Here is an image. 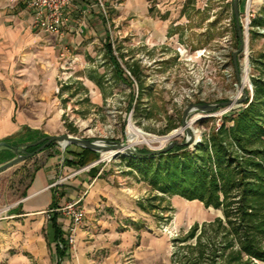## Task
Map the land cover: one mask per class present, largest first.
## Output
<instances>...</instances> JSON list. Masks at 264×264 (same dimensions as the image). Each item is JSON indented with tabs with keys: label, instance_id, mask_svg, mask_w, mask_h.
Masks as SVG:
<instances>
[{
	"label": "crops",
	"instance_id": "1",
	"mask_svg": "<svg viewBox=\"0 0 264 264\" xmlns=\"http://www.w3.org/2000/svg\"><path fill=\"white\" fill-rule=\"evenodd\" d=\"M105 1L108 17L97 0H71L54 34L36 28L25 5L0 0V166L3 158L13 160L66 131L62 80L69 69L63 65L81 58L87 44L105 43L113 12L112 24L128 21V30L146 33L148 45L164 39L150 0ZM66 157L56 143L0 173V264H173V247L145 223L142 201L102 176L107 165L94 175L97 162L75 169L65 165ZM77 201L86 216L72 232L61 209Z\"/></svg>",
	"mask_w": 264,
	"mask_h": 264
},
{
	"label": "rangeland",
	"instance_id": "2",
	"mask_svg": "<svg viewBox=\"0 0 264 264\" xmlns=\"http://www.w3.org/2000/svg\"><path fill=\"white\" fill-rule=\"evenodd\" d=\"M102 1L106 5V1ZM149 4L154 10L150 11V16L164 23L162 42L148 45L146 33L136 28L128 30L131 25L128 21L125 25L112 24L110 18L117 16L114 12L106 26L115 54L124 56L119 60L127 73L129 67L139 68L140 82L129 86L119 81L106 57L104 44H87L80 52L81 58L63 65L64 69H69L68 75L64 76L67 78L62 80L63 119L67 128L59 135H81L84 139L109 146L122 144L153 151L174 141L196 144L231 110L237 109L236 103L218 106L213 113L192 109L184 117L191 105L213 106L241 100L243 89L249 87L247 80L242 89L233 66L232 56L236 52L234 0H150ZM249 14L250 20L264 17V0H252ZM245 15L246 3L239 0L238 18L243 32ZM262 30L259 32L264 34ZM261 50H264V36L254 41L253 55ZM249 54L250 50L248 58ZM237 58L244 80L246 54L241 53ZM250 72L251 69L248 70L249 78ZM140 83L142 90H139ZM183 120L189 134L182 126ZM130 125L142 131L144 138L131 141ZM181 129V135H171ZM98 154L95 168L107 165L102 176L108 175L116 186L121 184L126 193H134L141 201L160 195L153 193L148 184L126 166L124 157L127 154L115 157L109 152ZM94 157L89 156L88 160ZM6 160L8 157L2 162ZM158 203L170 210L147 212L145 223L161 232L172 247L173 240L184 236L195 223L211 222L221 217L219 210L205 208L198 201L179 196L166 197L164 201H156Z\"/></svg>",
	"mask_w": 264,
	"mask_h": 264
},
{
	"label": "trees",
	"instance_id": "3",
	"mask_svg": "<svg viewBox=\"0 0 264 264\" xmlns=\"http://www.w3.org/2000/svg\"><path fill=\"white\" fill-rule=\"evenodd\" d=\"M233 28L237 50L240 40L235 18ZM259 29H264V17L258 16L251 20L249 27L252 94L246 89L247 96L237 109L221 119L217 130L202 135L196 144L174 141L177 144L157 155L148 156L152 151L143 147L136 149L140 156L124 157L131 172L141 177L153 193L163 196L154 195L140 202L142 210L168 211V206L161 207L156 201L179 196L222 212V217L195 223L184 236L173 240V264L264 262V50L253 55L254 41L264 36ZM104 50L119 81L129 86L140 82L139 68L129 67L127 73L119 60L124 56L115 54L109 34ZM142 89L140 83L139 90ZM42 144L27 150L32 153ZM72 147L76 146L66 148V166L80 169L99 159V152L84 147L72 150ZM89 156L95 157L88 160ZM37 169L35 166L30 171L29 183ZM91 170L94 175L99 172L97 168ZM58 238L60 244L66 245L61 235Z\"/></svg>",
	"mask_w": 264,
	"mask_h": 264
},
{
	"label": "water",
	"instance_id": "4",
	"mask_svg": "<svg viewBox=\"0 0 264 264\" xmlns=\"http://www.w3.org/2000/svg\"><path fill=\"white\" fill-rule=\"evenodd\" d=\"M238 2L239 0H234V14H235V19H236V27H237V31H238V37L240 40V46L239 48L236 50V52H234L233 54V66H234V70L236 73V77L239 81L240 86L242 87V89L245 87V80L241 79V73L239 71V65H238V54L244 53L246 54V64H247V70L250 69L249 66V58H248V50H249V39H248V35H246L245 32H243V27L239 21L238 18ZM245 76H247V80L249 81V87L247 89L251 90V94H252V84L250 82L249 76H248V72L246 73L245 70ZM243 82V83H242ZM243 98L241 100L238 101H228L225 103H220L218 105H213V106H207V105H199V104H195V105H191L189 106V108L185 111L184 117L186 118L188 113L190 112V110L194 109L196 111H200V112H211L213 113L218 106H232L234 103L238 105L241 104V102L243 101L244 97H246V88L243 89ZM182 126L184 129L187 130V123L185 120L182 121ZM187 133L189 134L190 131L187 130ZM173 136H179V135H173ZM191 139L192 140V135ZM189 141H186L185 143H187ZM41 143H43L37 150H35L32 153H26L24 152L23 155H20L18 157H16L15 159L5 163L4 165L0 166V173L8 170L10 168H12L13 166L43 152L46 148H48L52 143H61L62 146L64 147V149H66L68 146L70 145H76V146H81L84 148H89L92 149L96 152H113V154H111L113 157L124 153L127 155H137L140 156L141 154L138 153L136 151L135 148H133L132 146H124L122 144H115V145H106L103 142H92L90 140L87 139H83V138H79L76 136H71V135H58V136H48L45 139H43L41 141ZM175 144H177V142H172L170 143V145L167 148H162V149H158V150H153L150 154H148V156H153V155H157L163 151L169 150L170 148H172Z\"/></svg>",
	"mask_w": 264,
	"mask_h": 264
},
{
	"label": "built area",
	"instance_id": "5",
	"mask_svg": "<svg viewBox=\"0 0 264 264\" xmlns=\"http://www.w3.org/2000/svg\"><path fill=\"white\" fill-rule=\"evenodd\" d=\"M21 3L33 11L32 24L44 33L59 34L61 32L65 11L71 3V0H14ZM246 3L245 15V33L248 35L250 27L249 8L252 0H243ZM100 7L104 10L106 17L108 12L102 0H97ZM264 33V30H262ZM251 92V90H250ZM220 123L216 125V130ZM61 211L71 219L72 232H74L83 222L86 216L85 209L80 201L66 204Z\"/></svg>",
	"mask_w": 264,
	"mask_h": 264
},
{
	"label": "bare ground",
	"instance_id": "6",
	"mask_svg": "<svg viewBox=\"0 0 264 264\" xmlns=\"http://www.w3.org/2000/svg\"><path fill=\"white\" fill-rule=\"evenodd\" d=\"M245 64H246V60H245ZM245 70H246V73H247L248 72L247 64H246ZM244 80H245V82L247 81V76H245ZM182 131H183L182 129L181 130H176L171 135L172 136L173 135H181ZM144 136H145V134L142 131L135 129V128H133L132 125H130V140L131 141L135 140L137 138H144ZM109 154H113V152H110Z\"/></svg>",
	"mask_w": 264,
	"mask_h": 264
}]
</instances>
